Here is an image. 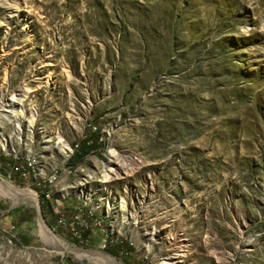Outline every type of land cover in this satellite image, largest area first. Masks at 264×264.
Here are the masks:
<instances>
[{
  "label": "rangeland",
  "instance_id": "obj_1",
  "mask_svg": "<svg viewBox=\"0 0 264 264\" xmlns=\"http://www.w3.org/2000/svg\"><path fill=\"white\" fill-rule=\"evenodd\" d=\"M0 156V264H264V0H0Z\"/></svg>",
  "mask_w": 264,
  "mask_h": 264
},
{
  "label": "bare ground",
  "instance_id": "obj_2",
  "mask_svg": "<svg viewBox=\"0 0 264 264\" xmlns=\"http://www.w3.org/2000/svg\"><path fill=\"white\" fill-rule=\"evenodd\" d=\"M9 99L11 101L7 100V102L3 105V106H6V108L4 110L2 109L3 110L2 113L5 116H8L9 117V120L11 121V123L13 122V126H14L15 129H19L21 127L19 115H21L23 112H22V110H19L20 108L17 109L16 106H14V104H13V106L11 105L13 103V101L15 100L14 95H12L11 98H9ZM34 122H35V119L33 117L27 119L28 126H31L32 124H34ZM50 139H52V137H50L48 140H50ZM7 145H8V142L7 141L2 144L3 147H5ZM77 146H78V144L76 143L75 144V147L77 148ZM60 150H62L63 154H65L66 157L70 153L69 152V149L66 148V147H64V146H61L60 147ZM24 161H29V169L26 172V177H27L30 174L31 171H34L35 170V166H36L37 159L34 156H32V157L25 158ZM108 162H112V161L111 160H108ZM105 171H107V173L108 172H112V166L108 165V167L105 168ZM107 173H105V175H104L105 177H107ZM54 178H55V174L53 176H51L50 178H48L47 181H51ZM0 194L1 195H4L5 194V195H7V196H9L10 198H13V199H17L19 197H23V198H26V199H31L33 201L34 200L35 201L37 200L36 199V196H34L35 193L33 194L32 192H30L28 190L15 189L12 185L6 184V183H4L1 180H0ZM39 228H40V232L45 237V239H46L47 242L52 243V244L58 246L57 243H56V240H54V238H53V235L49 232V230L47 229L46 225L43 223V221H42L41 218L39 219ZM14 242L15 241L13 239H11V238H5V243L8 246L14 245ZM77 252L78 253H81V254L82 253L89 254L88 251H82V250H80V251H77ZM94 254H95L96 257L102 258V259H104L105 261H107L110 264H118V262H116L114 259H112V258H110L108 256L106 257V256H104L101 253H94Z\"/></svg>",
  "mask_w": 264,
  "mask_h": 264
},
{
  "label": "built area",
  "instance_id": "obj_3",
  "mask_svg": "<svg viewBox=\"0 0 264 264\" xmlns=\"http://www.w3.org/2000/svg\"><path fill=\"white\" fill-rule=\"evenodd\" d=\"M16 161H19V160H16ZM0 169H2V170L9 169V171H7V173H5V174H7L10 182H12V181H14V182L20 181L21 182L22 180H24L26 178V172L29 169V161H20L19 164H15V165H13V164H11V162H7V161L0 162ZM15 174L18 176V180L14 177ZM56 180H57V177L55 176V178L51 181H48V184L46 183V185L50 186L51 184L55 183ZM48 191H49L48 189L45 191H42V193L44 192V196L47 200L50 199V192H48ZM39 198H40V192H39ZM57 223L59 225L65 224V222L62 218H59L57 220ZM48 229L50 230L49 227H48ZM18 231H19L18 226L15 224L9 225V226H7L6 229H3L4 236L6 238H11L13 240H15L16 234L18 233Z\"/></svg>",
  "mask_w": 264,
  "mask_h": 264
},
{
  "label": "trees",
  "instance_id": "obj_4",
  "mask_svg": "<svg viewBox=\"0 0 264 264\" xmlns=\"http://www.w3.org/2000/svg\"><path fill=\"white\" fill-rule=\"evenodd\" d=\"M5 161L11 162V164L15 165V164H19L21 160L16 161V160H13V159H8V158H4V157L0 156V162H5ZM14 177L18 180V176L16 174L14 175ZM41 185H42L43 188H38V189L34 188V189L38 190L40 192V202L42 201V203H44V202L48 203L47 199L44 196V192L42 193V191L47 190V185H46V183H43ZM48 208H49V206H48ZM42 214H43L44 218L47 216L46 212H44L43 209H42ZM45 219H47V218H45ZM47 222H48V220H47Z\"/></svg>",
  "mask_w": 264,
  "mask_h": 264
}]
</instances>
